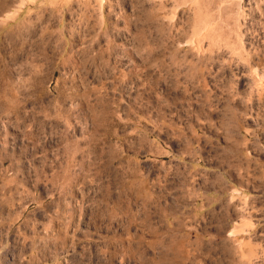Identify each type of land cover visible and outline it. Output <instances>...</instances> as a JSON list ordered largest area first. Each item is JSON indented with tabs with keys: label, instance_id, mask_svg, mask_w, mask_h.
I'll return each mask as SVG.
<instances>
[{
	"label": "rangeland",
	"instance_id": "rangeland-1",
	"mask_svg": "<svg viewBox=\"0 0 264 264\" xmlns=\"http://www.w3.org/2000/svg\"><path fill=\"white\" fill-rule=\"evenodd\" d=\"M0 264H264V0H0Z\"/></svg>",
	"mask_w": 264,
	"mask_h": 264
}]
</instances>
